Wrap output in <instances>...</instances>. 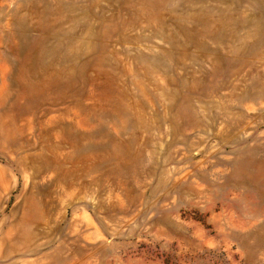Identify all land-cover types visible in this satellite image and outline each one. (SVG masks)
Masks as SVG:
<instances>
[{
    "label": "rangeland",
    "instance_id": "1",
    "mask_svg": "<svg viewBox=\"0 0 264 264\" xmlns=\"http://www.w3.org/2000/svg\"><path fill=\"white\" fill-rule=\"evenodd\" d=\"M0 264H264V0H0Z\"/></svg>",
    "mask_w": 264,
    "mask_h": 264
}]
</instances>
